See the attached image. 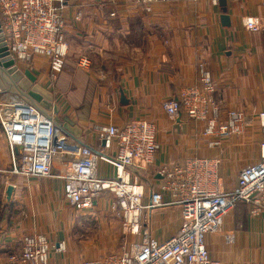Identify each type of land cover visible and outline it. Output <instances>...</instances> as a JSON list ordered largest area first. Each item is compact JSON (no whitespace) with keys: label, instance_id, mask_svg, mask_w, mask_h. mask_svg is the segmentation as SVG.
Instances as JSON below:
<instances>
[{"label":"crops","instance_id":"1","mask_svg":"<svg viewBox=\"0 0 264 264\" xmlns=\"http://www.w3.org/2000/svg\"><path fill=\"white\" fill-rule=\"evenodd\" d=\"M63 2L64 35L70 45L64 70L53 78L46 58L39 56L30 61L34 67L22 70L30 69L36 82L53 94L60 112L58 117L53 112L52 115L58 126L67 124L73 143L112 158L115 149L103 150L96 127L124 126L131 120L145 119L158 129L160 151L148 169H130L133 180L144 185L143 205H150L152 190H161V167L183 165L193 157L221 156L220 191L235 190L240 171L259 161L261 133L257 115L264 111V0H227L230 27L223 26V10L214 0L159 4L150 12L125 5L123 0ZM77 12L82 13L81 22L75 21ZM246 17L258 19L263 28L246 30L242 24ZM80 55L108 67L117 58H122V63H116L120 65L115 69L102 66L82 70L76 65ZM201 65L215 83L214 96L221 118L236 110L255 120L244 136L221 138V148H210L214 139L204 135L206 121L193 122L185 114L173 120L163 109L165 102L177 99L183 87L198 83ZM121 92L127 104L121 103ZM11 169L10 152L0 128V264L7 263L1 259L2 251L20 250L23 236L42 234L54 244L64 242L67 246L69 233L77 225L64 198L63 180L24 178L13 175ZM97 173L101 178H113L116 169L100 160ZM9 185L16 191L12 202L6 204ZM19 201L21 213L17 210ZM100 201L99 198L95 210ZM163 202L159 208L141 212V234L137 236L128 234L119 213L104 208L121 218V223L111 220L95 237L100 244L106 239L110 243L96 251L82 246L83 255L72 253L74 259L70 262L65 259L68 249L64 253L53 250L50 264H79L120 253L130 244L141 242L145 231L152 240L168 241L185 228V222L181 208L170 204L169 194H163ZM250 209L238 203L224 217L221 231L207 236L211 256L222 264H264V214L253 217ZM120 240L125 241L121 248Z\"/></svg>","mask_w":264,"mask_h":264},{"label":"built area","instance_id":"2","mask_svg":"<svg viewBox=\"0 0 264 264\" xmlns=\"http://www.w3.org/2000/svg\"><path fill=\"white\" fill-rule=\"evenodd\" d=\"M200 1L123 0L125 5L141 7L148 12L159 4H196ZM65 9L63 0H0V23L17 65L39 56L46 58L53 78L64 70L70 53L64 35ZM115 15L111 13V16ZM82 18V13L77 12L75 21L81 22ZM242 24L248 31L263 28L258 19L251 17L244 18ZM91 63L87 55H80L76 61L82 70L90 69ZM215 92L210 73L201 65L198 83L183 87L177 100L163 104V109L173 120L185 114L193 122L206 121L204 135L214 139L209 144L214 149L221 148V138L244 136L255 124L254 118L243 111L230 110L222 119ZM257 119L261 133L259 161L240 171L235 190L220 191L221 156L193 157L183 165L160 168L161 190H152L150 205L145 206L142 204L144 185L133 180L130 169L146 170L154 163L160 151L158 129L154 123L135 119L124 126H97L103 150L115 149L113 157L109 158L90 147L73 143L72 137L56 124L52 115L49 148L19 156L15 154L13 132L8 129L0 108V128L10 152L11 173L24 178H60L64 182V198L75 212H92L101 194L108 192L117 200L113 208H120L125 230L137 236L141 234V212L163 206L164 193L169 194L170 204L181 208L185 228L168 241L152 240L145 231L141 242L130 244L120 253L81 264H222L211 256L207 236L221 231L224 217L238 203L250 206L253 217L264 214V111L257 115ZM100 160L116 169L115 177L101 178L98 175ZM227 239L232 241V236ZM53 250L64 253L67 246L64 242L54 244L42 234L25 235L21 249L9 258V263L50 264Z\"/></svg>","mask_w":264,"mask_h":264},{"label":"water","instance_id":"3","mask_svg":"<svg viewBox=\"0 0 264 264\" xmlns=\"http://www.w3.org/2000/svg\"><path fill=\"white\" fill-rule=\"evenodd\" d=\"M223 10L221 22L230 27L227 15V0H218ZM177 100V99H175ZM128 100L121 92V103ZM0 108L9 130L13 132L15 154L42 152L49 148L52 112L58 117L60 112L54 103V96L36 82L30 70L22 71L11 56L0 23ZM67 131V124L62 126ZM15 186L6 189L5 202H12Z\"/></svg>","mask_w":264,"mask_h":264},{"label":"rangeland","instance_id":"4","mask_svg":"<svg viewBox=\"0 0 264 264\" xmlns=\"http://www.w3.org/2000/svg\"><path fill=\"white\" fill-rule=\"evenodd\" d=\"M113 57L114 56H111V58H113ZM120 57H121V55H120ZM115 60H116L115 64L119 63V62L122 63V58H120V59L117 58ZM91 61H92L91 67L89 69L91 71H92V69L93 70L94 69L97 70L99 68H102V66L105 69H109V68L115 69L116 67H118L120 65V64H117V65L112 64V65H110L108 67L106 65H101L99 60H96V61L91 60ZM32 63L33 62H24V63L21 64L22 66H20V69L22 70V68H25V67H27V68L34 67V64H32ZM43 68H44L43 70L45 71L46 66L44 64H43ZM28 70H30V69H28ZM115 71H118V70H115ZM56 166L60 168V164L59 163H56ZM113 197L114 196L112 194L108 193V192H106L104 194H101V196H100V200L101 201L100 202H102V203H100V207L98 209L93 210L92 212L77 213L70 207L73 210V220L75 219L77 221V225H76V227L73 228L71 233H69L70 235H69V240H68V244H67L68 257L63 255V256H65V259L68 262H70L71 259L72 260L74 259L72 253H77V254L79 253V254L83 255L84 251L82 250V246H84L85 248L88 247V249L90 251H96V250L102 249V245L103 244L106 245V243H110V241L108 239H106L105 241L102 240V244H100L99 240L95 239V237L100 232L101 228L103 226L107 225V223H109L111 220L118 219L119 222H120L121 218L119 216L112 215V213H110L108 210H104V208L109 209L111 212L114 210L113 205H114V203L117 200L114 199ZM105 204H106V206H105ZM0 208L2 209V207H0ZM21 208H22V203H21V201H19L18 204H17V210L20 213L22 212ZM1 209H0V211L3 210V209L2 210ZM13 210H14V214H15V210H16L15 207H14ZM115 211H116V213H119L120 208L119 207L116 208ZM61 231L62 230H59L58 232L60 233ZM52 241L54 242V240H52ZM119 242L120 243H119L118 247L121 248L125 241H121L120 240ZM15 251H16L15 249H11L9 251H4L3 250L2 253H1V257H2L1 259H3V258L6 259L7 263H8L9 258L12 256V254ZM18 251H16L14 254H16ZM54 256H56V255H54ZM71 256H72V258H71ZM100 259H101V257H100ZM88 260H90V259H88ZM83 261L79 262V264H81ZM7 263H3V264H7Z\"/></svg>","mask_w":264,"mask_h":264}]
</instances>
